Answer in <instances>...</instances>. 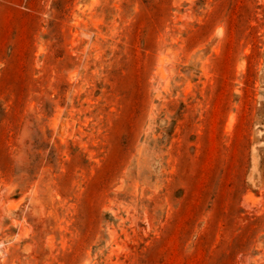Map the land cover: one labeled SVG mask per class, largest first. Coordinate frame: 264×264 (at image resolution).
I'll list each match as a JSON object with an SVG mask.
<instances>
[{"label":"rangeland","instance_id":"rangeland-1","mask_svg":"<svg viewBox=\"0 0 264 264\" xmlns=\"http://www.w3.org/2000/svg\"><path fill=\"white\" fill-rule=\"evenodd\" d=\"M0 264H264V0H0Z\"/></svg>","mask_w":264,"mask_h":264}]
</instances>
